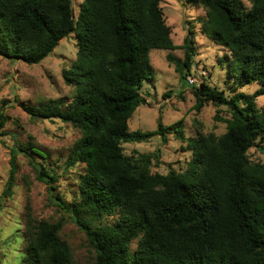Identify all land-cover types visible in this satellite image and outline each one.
Returning <instances> with one entry per match:
<instances>
[{"label": "trees", "instance_id": "trees-1", "mask_svg": "<svg viewBox=\"0 0 264 264\" xmlns=\"http://www.w3.org/2000/svg\"><path fill=\"white\" fill-rule=\"evenodd\" d=\"M205 8L202 30L227 48V73L233 93L202 77L192 85L194 107L212 101L225 105L219 116L226 129L185 136L190 163L178 170L152 172L158 154H125L122 142L142 141L166 127L129 129L128 118L145 100L144 80L152 79L150 49H173L161 0H82L77 16L72 0H0V55L36 63L51 53L69 33L76 53L61 75L74 87L69 102L21 103L32 117L59 118L80 130L66 158L81 164L77 193L65 203L56 198L85 232L94 251V264H264V161L252 160L248 149L264 141V0H185ZM188 28L183 58L171 52L168 61L186 78L194 63V38ZM256 82L245 92L242 85ZM8 115L0 109V135ZM22 151L36 177L55 189L57 174L31 151L43 154L31 141L10 147V193ZM118 213L115 224L102 219ZM64 219L25 221L24 264H72L70 243L61 235ZM132 244H134L132 246Z\"/></svg>", "mask_w": 264, "mask_h": 264}, {"label": "rangeland", "instance_id": "rangeland-1", "mask_svg": "<svg viewBox=\"0 0 264 264\" xmlns=\"http://www.w3.org/2000/svg\"><path fill=\"white\" fill-rule=\"evenodd\" d=\"M81 1L72 0L75 16ZM160 5L177 47L150 49L154 76L144 80L141 92L145 101L134 109L128 118V126L129 129H154L160 119L167 128L166 140L155 134L142 141L122 142V149L125 154L155 151L158 156L152 159L151 171L165 173L170 168L182 170L190 161L195 165L191 151L185 147V140L177 137L175 129H181L185 136L196 135L199 131L220 134L226 129L225 121L216 114L228 116V108L208 101L196 109L192 85L204 77L210 84L224 88L230 94L234 84L227 73L229 51L202 30L205 8L185 0H161ZM188 28L195 45L194 63L190 69V73L193 71L197 77L194 83L188 81L190 73L186 78L182 77L175 64L166 58L168 52L183 58L182 42ZM76 48V37L72 32L61 38L51 53L36 63L0 55V109L8 115L5 133L0 135V264H24L28 209L38 219H64L61 235L71 245L72 264H94V251L85 232L58 203L55 195L58 192L65 203L76 196L81 164L67 166L65 160L74 140L80 136V130L59 118L32 117L21 105H40L50 99H62L65 103L71 100L74 87L64 81L61 71L75 58ZM256 87V82H250L238 89L251 93ZM256 101L263 105L264 94L258 95ZM29 141L45 152L43 155L31 151V154L36 161L56 172V187L49 189L45 182L39 180L33 164L19 151L16 153L17 169L12 190L7 193L5 184L10 172V147ZM259 144L264 146V141ZM248 156L252 160L264 161V149L253 145L248 149ZM117 219L118 213L115 212L104 217L102 222L115 224Z\"/></svg>", "mask_w": 264, "mask_h": 264}, {"label": "built area", "instance_id": "built-area-1", "mask_svg": "<svg viewBox=\"0 0 264 264\" xmlns=\"http://www.w3.org/2000/svg\"><path fill=\"white\" fill-rule=\"evenodd\" d=\"M193 66V65H192ZM191 66V67H192ZM188 81L190 83H194L197 81V77L195 76V74L193 73V71H191V73L188 75Z\"/></svg>", "mask_w": 264, "mask_h": 264}]
</instances>
